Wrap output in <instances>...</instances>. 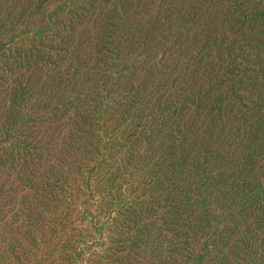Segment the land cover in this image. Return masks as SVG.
Segmentation results:
<instances>
[{
    "label": "rangeland",
    "instance_id": "obj_1",
    "mask_svg": "<svg viewBox=\"0 0 264 264\" xmlns=\"http://www.w3.org/2000/svg\"><path fill=\"white\" fill-rule=\"evenodd\" d=\"M93 1L0 0V264H264V0Z\"/></svg>",
    "mask_w": 264,
    "mask_h": 264
},
{
    "label": "trees",
    "instance_id": "obj_2",
    "mask_svg": "<svg viewBox=\"0 0 264 264\" xmlns=\"http://www.w3.org/2000/svg\"><path fill=\"white\" fill-rule=\"evenodd\" d=\"M104 1L105 0H95V1L92 2L90 7L93 8V7L102 5L104 3ZM120 4H121V8H123V11H125V12H129V9L132 7V1H129L128 3H123V0H114L113 3H112V9L113 10H119ZM112 9H110V11L107 12L108 13V17H107V19H105V22H104V27H103L104 30H105V27L110 29V27L114 24L112 16L109 15V13L111 12ZM81 11H82L81 9L80 10L78 9L77 12H74L76 14V17L82 15ZM121 13H122V11H118V15L119 16L121 15ZM262 21H263V24H264V15H262ZM61 23L63 25H71V26L75 27V22L71 23V22H68L67 20H63ZM119 29H120V27H117V30H119ZM126 32L127 31L122 33V35L118 39L115 38V40H114L115 44H117L119 46L121 45V47L127 44L126 39H127L128 36H127ZM117 36H118V34H117ZM92 52H93V50H92ZM122 53L125 54V51H123ZM103 55L104 54H102L100 56V58ZM96 67H99V66H96ZM106 77L110 78L111 75H106ZM85 94H87V98H89L90 95H91V92H88V93L86 92ZM221 104L222 103H220L219 106L216 107V108H212V107L209 108L210 112L208 114H206L207 120H208V118H210L211 120L217 121L221 117V113L223 112L222 111L223 110V106ZM184 114H182V116H184ZM186 174L194 182H198L199 180L200 181H204L206 178L209 177L208 175H204V174L196 175V174H193L192 171H186V170L184 171L182 177H184ZM157 175H158V173H157ZM210 177H211V175H210ZM222 177H223V180L225 181L224 175ZM204 202H205V204H204ZM206 203L208 204V200H205L204 198H199V197L195 198V197L191 196L190 191H189V185L183 183L182 181L180 182L179 195H178V206H175V208L176 209H180L179 211L181 213V216H182L184 222H187V223L190 222L191 226L197 227L198 222L201 219H204L203 213L207 212V209L209 208V207H206ZM260 213H261L260 211H257V215H258V217H260L259 220L263 221L264 220V214L263 213L260 214ZM202 232H204V231L202 230ZM217 236L221 237V238H226L228 240L233 237L229 233H224L223 230H221V232L218 233ZM111 260H112L113 264H117V263H120L122 259L120 257H118V256H116V257L112 256Z\"/></svg>",
    "mask_w": 264,
    "mask_h": 264
}]
</instances>
